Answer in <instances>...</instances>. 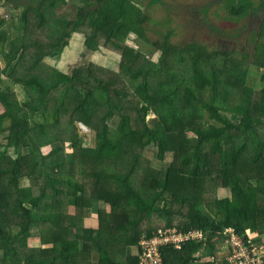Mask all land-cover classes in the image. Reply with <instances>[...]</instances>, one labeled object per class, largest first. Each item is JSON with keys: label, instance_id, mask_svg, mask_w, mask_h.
<instances>
[{"label": "trees", "instance_id": "trees-1", "mask_svg": "<svg viewBox=\"0 0 264 264\" xmlns=\"http://www.w3.org/2000/svg\"><path fill=\"white\" fill-rule=\"evenodd\" d=\"M155 1L164 2L148 6ZM80 2L24 0L11 26L0 13V264H141L142 237L159 229L203 235L180 249L161 246V264H196L200 249L225 247L229 229L264 245V88L246 84L249 66L264 70V0L219 6L224 20L253 21L246 29L254 54L240 59L236 46L174 45L171 29L150 42V16L132 0ZM27 10L43 28L37 42ZM75 32L84 34L87 52L101 49L120 65L117 80L98 76L91 63L83 67L91 77L78 66L59 70ZM130 35L152 43L158 61L142 55L141 62ZM24 58L30 63L20 65ZM3 79L23 86L28 100L20 104L2 89ZM79 127L93 134V145ZM152 146L154 158L142 156ZM169 153L174 162L162 180ZM96 201L106 208L88 226Z\"/></svg>", "mask_w": 264, "mask_h": 264}, {"label": "rangeland", "instance_id": "rangeland-1", "mask_svg": "<svg viewBox=\"0 0 264 264\" xmlns=\"http://www.w3.org/2000/svg\"><path fill=\"white\" fill-rule=\"evenodd\" d=\"M26 1V0H25ZM30 1H36V0H30ZM72 0H69L71 2ZM83 3L87 2L89 4L93 3V0H79ZM136 6V12L139 10L145 12L150 16V21L146 23V26H148V37L150 39V42H154L157 39H160L163 35L166 34V32L171 29L174 34L172 35L171 42L174 45H184L186 43H192L197 42L204 45H207L208 48L211 49H220V47L226 46L228 48V52H232V49L230 46H236L238 48V53L234 54L237 56V59H240L243 55L247 54L250 58L254 54L255 44L252 39V33L249 31L250 29H246L247 25H251L253 21L250 19V17L242 18V20L239 21H229L224 20L222 17L226 16L223 12L219 10V6L222 5L223 0H164V2H160L157 4L149 7L148 3L151 0H132ZM257 4L262 3V0H253ZM24 0H14L7 1V0H0V12L2 13L3 21H5L3 26H11L13 23L15 25L19 24L20 21L18 18L20 17V14L23 10ZM55 2V1H53ZM81 2L79 5H81ZM162 3V4H161ZM35 4V3H34ZM56 4V2H55ZM97 4V3H96ZM78 4H74L72 8H75ZM153 5V4H151ZM71 10V9H67ZM4 11V12H3ZM30 10L26 11V17L29 18V23L31 24L27 29V32L29 35V38L31 41L37 42L38 38L43 39L42 32L43 28L39 31L38 28H35L36 23L38 22V19H32L30 17ZM59 14V9L56 10V15ZM71 18L70 20L75 19V12L70 11ZM222 16V17H221ZM27 18V19H28ZM69 20V18L67 17ZM81 18L78 16L77 19L73 22L74 24L80 25L79 22ZM32 20V21H31ZM258 20V19H257ZM255 22V21H254ZM260 22V20H258ZM85 23V22H84ZM82 24L80 27L88 28L86 24ZM39 26V25H38ZM216 26V27H215ZM213 27H215L213 29ZM11 29H15L11 27ZM39 33V34H38ZM132 39L134 40L136 46H141L140 48V54H141V62L143 61V56L147 61H153L157 62L158 59L161 56V53L155 49V47L152 45V43H146L143 40L136 39L134 35H130ZM135 38V39H134ZM136 40V41H135ZM133 44V43H132ZM78 48V49H77ZM72 49V51H71ZM74 53V57L72 59L65 58L62 64L59 65V60H57V65L59 66V70L61 72H66L67 70H70L77 66L78 60L80 58H83L79 65H86L87 63H90V57L94 54L100 53H90V52H84L81 53V46L73 43L71 40L69 42V45L64 49L63 54H71ZM153 53V55H151ZM32 55V53H30ZM84 55V57H83ZM143 55V56H142ZM80 56V57H79ZM96 62H98V58H96ZM30 59L24 58L20 65L29 64ZM89 60V61H87ZM92 63V62H91ZM44 68V63H42ZM93 72L97 74L98 76L104 77L109 82L114 81V79H118L117 73L120 72V65L118 68L115 66L113 67H105L101 66L99 63H95L93 61ZM100 65V66H97ZM4 67V63L0 58V68L2 69ZM96 68H102L104 69L105 75H102V72H100ZM82 69L84 72V76L91 77L90 70L80 67L79 70ZM67 73V72H66ZM70 72L68 71V74ZM264 74V70L260 69L256 66H249L248 73L246 76V84L248 87L252 88L256 93H260V91L264 88V83L262 82L261 78ZM119 81V80H118ZM117 81V89L122 88V86L119 85V82ZM66 84V83H65ZM64 84V85H65ZM2 89L11 91L14 94V99L18 100L20 104H23L28 99L26 98V94L24 91L23 86H12L10 82L6 81L5 79L2 80ZM4 109L0 105V117L4 115ZM154 117L152 114L148 118ZM119 118H114L109 121V123L114 124V127H116V124L118 123ZM80 134L83 135L84 132H87V129H84L82 127H79ZM65 134V133H63ZM84 143L86 145H93L94 142V136L92 133L84 134ZM157 150L152 146L145 151H143L142 156H146L147 158L151 157L154 158L155 153ZM8 154H13V149L10 148L7 151ZM145 158V157H144ZM174 162L173 154L169 153L167 154L166 158L164 159L162 165H161V178L162 180L165 177L166 171L170 168L171 164ZM80 169V167H79ZM93 170V169H90ZM89 171V170H85ZM83 173V172H81ZM149 180L146 181L148 184ZM97 203L94 204L92 207L91 217L97 216V210L100 208H105V202L104 201H96ZM161 202L158 204L160 205ZM97 219V218H96ZM160 218L158 216H154L151 221L153 225H156L157 223L155 221H158ZM262 242L264 243V236L262 238ZM127 250V249H126ZM226 256V252L223 249H220L218 252V257L220 259H224Z\"/></svg>", "mask_w": 264, "mask_h": 264}, {"label": "built area", "instance_id": "built-area-1", "mask_svg": "<svg viewBox=\"0 0 264 264\" xmlns=\"http://www.w3.org/2000/svg\"><path fill=\"white\" fill-rule=\"evenodd\" d=\"M225 248L227 254L224 259L219 257H201L196 264H264V245L257 246L252 242L248 234L235 233L232 229L227 230ZM200 239L202 234L196 232L187 235L177 234L175 229L161 230L152 237L144 235L140 241L143 248L141 264H161V246L173 244L176 248H181V242L189 238Z\"/></svg>", "mask_w": 264, "mask_h": 264}, {"label": "crops", "instance_id": "crops-1", "mask_svg": "<svg viewBox=\"0 0 264 264\" xmlns=\"http://www.w3.org/2000/svg\"><path fill=\"white\" fill-rule=\"evenodd\" d=\"M1 11V10H0ZM1 13V12H0ZM70 40L73 42V43H75V44H77L78 46L80 45L81 46V53H84V52H87V48L85 47V45H84V40H85V38H84V34L83 33H80V32H75V33H72V35H71V38L69 39V41H68V45H69V42H70ZM67 45V46H68ZM66 46V47H67ZM65 47V48H66ZM64 48V49H65ZM64 49H63V51H64ZM78 49V48H77ZM71 51H72V49H71ZM98 53H100V55L99 54H94V55H92L89 59H90V61L92 62H90L89 60H87V61H89L91 64H93V61H95V63H99L101 66L103 65V66H105V67H113V66H115V62L113 61V59L111 58V57H109V56H107V54H106V51L105 52H103L102 54H101V49H100V51L98 52ZM92 54V53H91ZM75 55H74V53H71V54H66V55H64L63 54V52H62V54H61V56H60V58H59V65L60 64H62V62L64 61V59L65 58H70V59H72L73 57H74ZM80 57V56H79ZM83 57H84V55H83ZM95 57L96 58H98L97 60H98V62H96V59H95ZM82 59L83 58H80L79 60H78V63H77V66L78 67H84L85 65H79L80 64V62L82 61ZM83 60H85V59H83ZM119 63V62H118ZM100 65H97V66H100ZM118 65V64H117ZM100 66V67H101ZM105 208H106V205H105ZM91 214H93L92 212H91V210H90V214L86 217V220H85V223L89 226V225H91V224H93V223H95L96 222V226H97V216H94V217H91L90 215ZM220 249H223L225 252H226V254H227V251H226V248L225 247H220L219 249H217V250H215V252H214V254L213 253H207V251L205 250V248H203V249H200L196 254H195V256H203V257H207V258H209V257H218V252H219V250ZM129 252H130V249H129Z\"/></svg>", "mask_w": 264, "mask_h": 264}, {"label": "flooded vegetation", "instance_id": "flooded-vegetation-1", "mask_svg": "<svg viewBox=\"0 0 264 264\" xmlns=\"http://www.w3.org/2000/svg\"><path fill=\"white\" fill-rule=\"evenodd\" d=\"M264 16V15H263Z\"/></svg>", "mask_w": 264, "mask_h": 264}]
</instances>
